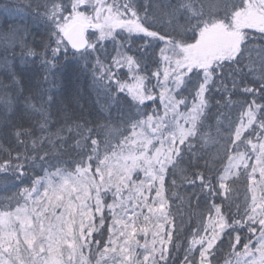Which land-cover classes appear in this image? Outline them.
I'll use <instances>...</instances> for the list:
<instances>
[{
    "label": "snow or ice",
    "instance_id": "obj_1",
    "mask_svg": "<svg viewBox=\"0 0 264 264\" xmlns=\"http://www.w3.org/2000/svg\"><path fill=\"white\" fill-rule=\"evenodd\" d=\"M0 264H264V0H10Z\"/></svg>",
    "mask_w": 264,
    "mask_h": 264
},
{
    "label": "trees",
    "instance_id": "obj_2",
    "mask_svg": "<svg viewBox=\"0 0 264 264\" xmlns=\"http://www.w3.org/2000/svg\"><path fill=\"white\" fill-rule=\"evenodd\" d=\"M10 0H0V23H2L5 19V16L2 14V7L4 4L9 3Z\"/></svg>",
    "mask_w": 264,
    "mask_h": 264
}]
</instances>
